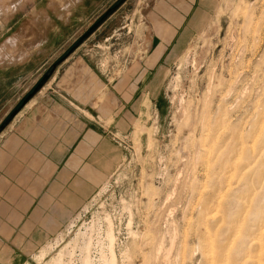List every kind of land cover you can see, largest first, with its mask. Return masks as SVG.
<instances>
[{"label":"rangeland","instance_id":"obj_1","mask_svg":"<svg viewBox=\"0 0 264 264\" xmlns=\"http://www.w3.org/2000/svg\"><path fill=\"white\" fill-rule=\"evenodd\" d=\"M67 85L116 164L0 264H264V0H0V136Z\"/></svg>","mask_w":264,"mask_h":264},{"label":"crops","instance_id":"obj_2","mask_svg":"<svg viewBox=\"0 0 264 264\" xmlns=\"http://www.w3.org/2000/svg\"><path fill=\"white\" fill-rule=\"evenodd\" d=\"M83 64L77 70L87 69L99 85ZM90 86L88 106L97 98L96 83ZM79 92L75 85L62 89L60 98L69 105L49 96L47 105L37 96L0 136V244L21 245L27 237L29 247L49 237L50 229L60 230L65 207L75 212L115 166L103 131L86 115L71 112V103L84 105V91Z\"/></svg>","mask_w":264,"mask_h":264},{"label":"bare ground","instance_id":"obj_3","mask_svg":"<svg viewBox=\"0 0 264 264\" xmlns=\"http://www.w3.org/2000/svg\"><path fill=\"white\" fill-rule=\"evenodd\" d=\"M216 212V211H215ZM258 241V240H257ZM253 242V241H252ZM211 245V244H210ZM211 247V246H210ZM260 249H261V247H260ZM259 251V250H258ZM261 251V250H260Z\"/></svg>","mask_w":264,"mask_h":264}]
</instances>
